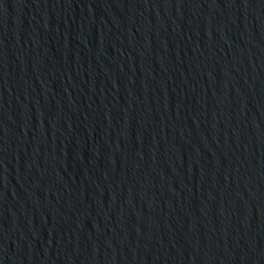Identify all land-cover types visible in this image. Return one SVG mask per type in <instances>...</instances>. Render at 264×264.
Segmentation results:
<instances>
[{
  "label": "water",
  "instance_id": "obj_1",
  "mask_svg": "<svg viewBox=\"0 0 264 264\" xmlns=\"http://www.w3.org/2000/svg\"><path fill=\"white\" fill-rule=\"evenodd\" d=\"M0 264H264V0H0Z\"/></svg>",
  "mask_w": 264,
  "mask_h": 264
}]
</instances>
